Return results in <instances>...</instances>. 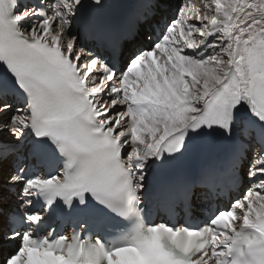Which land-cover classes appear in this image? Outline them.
I'll return each mask as SVG.
<instances>
[{
    "label": "snow or ice",
    "instance_id": "obj_1",
    "mask_svg": "<svg viewBox=\"0 0 264 264\" xmlns=\"http://www.w3.org/2000/svg\"><path fill=\"white\" fill-rule=\"evenodd\" d=\"M108 7L0 0V264H264V0Z\"/></svg>",
    "mask_w": 264,
    "mask_h": 264
},
{
    "label": "bare ground",
    "instance_id": "obj_2",
    "mask_svg": "<svg viewBox=\"0 0 264 264\" xmlns=\"http://www.w3.org/2000/svg\"><path fill=\"white\" fill-rule=\"evenodd\" d=\"M195 2H196V5H195L194 8L202 9L205 0H196ZM190 14H191V13H189V15H190ZM188 157H189V156H188ZM186 158H187V157H186ZM186 158H185L181 163H183V162L186 160ZM181 163H180V164H181Z\"/></svg>",
    "mask_w": 264,
    "mask_h": 264
}]
</instances>
